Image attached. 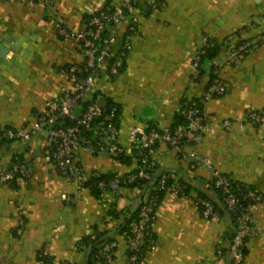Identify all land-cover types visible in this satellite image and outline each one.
<instances>
[{"label": "crops", "instance_id": "crops-1", "mask_svg": "<svg viewBox=\"0 0 264 264\" xmlns=\"http://www.w3.org/2000/svg\"><path fill=\"white\" fill-rule=\"evenodd\" d=\"M120 0H0V170L20 164L28 176L0 182V264H36L39 251L55 262L86 264L88 235L103 231L116 242L114 264H126L120 229L135 211L140 189L121 186L96 194L92 175L124 174L136 168L128 145L134 125L170 128L184 98L200 99L211 75L225 85L222 95L202 105L209 126L202 139L187 145L191 157L210 159L214 169L255 186L263 200L247 208L257 232L246 242L242 264H264V125L225 130L219 123L240 119L248 109L264 108V0H165L162 7L140 1L132 47L116 77L103 74L84 101L103 98L119 108V145L125 160L106 151L81 147L75 161L84 182L60 175L43 158L45 132L26 140H6L5 127L33 122L47 99L71 86L61 67L83 61L78 43L60 29L79 31L94 12ZM61 19V24H59ZM124 29H119L121 35ZM214 40L217 51L199 70L193 56ZM257 39L260 44L235 64L230 46ZM156 171L190 185L186 194L166 192L156 208L152 232L156 245L137 264H231L226 246L231 221L218 211L200 214L199 190L209 192L210 169L189 167L166 143L154 154ZM221 209V208H220Z\"/></svg>", "mask_w": 264, "mask_h": 264}, {"label": "built area", "instance_id": "built-area-1", "mask_svg": "<svg viewBox=\"0 0 264 264\" xmlns=\"http://www.w3.org/2000/svg\"><path fill=\"white\" fill-rule=\"evenodd\" d=\"M44 2V0H32ZM140 1L146 5L157 8L165 5V0H120L117 3L105 6L91 12L85 21V27L79 31L60 29L65 38L75 40L82 52L83 61L63 66L60 70L66 73L71 86L62 89L60 93L49 98L44 103V109L37 113L32 123L19 128L5 127L1 131L2 138L6 140H26L38 132L46 133L47 144L43 149V158L60 175L84 182L82 167L75 161V153L81 147L92 148L93 151H106L111 156L117 157L121 153L119 145L120 130L117 123V106L111 104L108 109L97 105L95 101L82 106L84 96L97 84L100 74L107 79L116 77L124 66L126 57L131 50L132 36L136 32L138 23V10ZM61 24V19H59ZM119 29H124L121 35ZM205 45L193 56L192 65L197 68L199 55L205 52V47H213L215 41L203 37ZM260 44L257 39L244 40L233 44L229 49L227 62L235 64ZM225 91L224 83L215 77L204 89L200 99L184 98L178 109L184 121L170 128L156 126L134 125L130 128L127 138L132 150V158L136 164L134 172L114 173L109 179L97 181L101 190H114L121 186L144 180L145 189L138 202L139 211L137 218L133 219L127 230L121 232L126 245L128 256L126 264H137L143 258V248L149 249L156 245L152 225L156 217V198L150 191L160 190L174 194H184L186 185L179 180L166 183V175L156 171L154 154L160 142L166 143L179 157L189 160V167L195 169L205 165L210 169V179L214 186L223 194L227 211L235 214L238 228L228 246V255L231 264H242L244 260L245 238H250L257 232L256 226L247 210L240 205V196L235 190H240L239 185H232L233 178L214 169L207 157H191L192 153L186 146L202 139L209 126L208 117L203 110V103L212 97L222 95ZM64 119L70 123L65 124ZM246 124L264 125V108L248 109L240 119L225 118L219 126L225 130H232L235 126L243 128ZM92 136L96 141H92ZM29 170L23 165L14 164L9 168L0 170V182L8 183L17 176H28ZM94 176V175H92ZM96 176V175H95ZM156 180V183H155ZM235 180V179H234ZM241 199L259 201L261 195L255 190L240 191ZM203 208L201 215L207 218L214 215L212 205L207 200L196 198ZM91 239L94 235L90 236ZM116 242L106 240L98 250L100 259L94 264H114ZM218 251L220 248L218 247ZM36 264H66L67 261L55 262L45 258L41 251Z\"/></svg>", "mask_w": 264, "mask_h": 264}, {"label": "trees", "instance_id": "trees-1", "mask_svg": "<svg viewBox=\"0 0 264 264\" xmlns=\"http://www.w3.org/2000/svg\"><path fill=\"white\" fill-rule=\"evenodd\" d=\"M108 6V5H106ZM214 41V40H213ZM216 43V42H215ZM217 48H218V45L216 43V45H214L213 47H208L206 46L205 47V52L203 54H200L199 55V61H198V66L196 69H200L202 66H205V65H208L210 64V61L211 59L214 57L216 51H217ZM210 67V65H208ZM216 77V75H211V77L209 78V81L208 83L206 84V86ZM205 86V88H206ZM204 88V89H205ZM183 100V99H182ZM181 100V102H182ZM192 100H195L192 98ZM94 101V100H93ZM93 101H90V102H93ZM90 102H85L83 101L81 103L82 106H85L86 104L90 103ZM181 102H180V105H181ZM113 104V103H110L108 102L107 104V108L108 109L110 107V105ZM180 107V106H179ZM117 114H119V108L117 106ZM184 119L183 117L179 114V112L177 113L176 115V121L174 122V124L170 127V129L172 127H174L176 124L180 123V122H183ZM64 123L65 124H69L70 123V120L69 119H64ZM92 141L95 142L96 141V138L95 136L93 137L92 136ZM119 159L121 160H125V157L122 153H120L118 156H117ZM136 169V168H135ZM132 170L131 172H134L135 171ZM129 173V172H128ZM225 174V173H224ZM114 174H100V175H94L92 176L91 179L88 180L87 184L88 186L91 188V191L94 192V194L97 195L98 192L102 191L98 185H97V181L98 180H101V179H109L110 177H112ZM166 175V183L169 185L174 179L169 176V174H164ZM144 180H140V181H136L134 183H132L131 185H129L128 187H137L140 189L141 193H140V197H139V200L142 198L143 194H142V191L143 189H145V185H144ZM182 183H184L186 185V188H185V193L186 194L190 188V185L185 182V181H181ZM155 183H156V180H155ZM232 185H239L240 187V190H235V192L237 193L238 196H240V205L244 208H248V206L250 204H253V203H256V202H259L261 200H263V195L262 193L253 185H250V184H247L245 182H242V181H238V180H234L233 179V183ZM249 189H252V190H255L257 193H259L261 195V199L259 201H250L248 199H241V194H240V191H248ZM208 190L209 192H211L212 194H214V196L218 199V202L220 203L221 207H218V205L214 202V200L209 196V193L207 191H202V190H199L198 191V196L199 198L203 199V200H207L208 202H210V204L212 205V209H213V212L214 213H217L218 214V211H222V212H225V214L228 215V217L230 218V221H231V229L229 230L228 234H227V238H228V243L227 245L224 247L222 245H219L218 247L220 248L221 251H226L228 253V246L229 244L231 243L232 241V238L236 232V229L238 228V221L236 220V216L239 214V211L235 214H232L230 212L227 211V208H226V205L224 203V199H223V194L222 192L214 186V183H213V180L209 179L208 181ZM150 193L156 198V206H155V209L157 208L159 202H160V199L161 197L166 193L165 191H160V190H155V191H150ZM139 202V201H138ZM197 203V206H198V209L200 211V214H201V211H202V208L203 206L199 203V202H196ZM221 208V209H220ZM138 211H139V206L137 205L135 211L132 213L131 215V218H129V220H127V222L124 224V226L120 229V234L122 231L124 230H127L128 229V226H129V223L137 218V215H138ZM212 215L208 216L207 218L211 217ZM91 235H94V238L91 239L90 236ZM154 236V235H153ZM88 246H89V258L86 262V264H94L96 261H99L100 259L97 257V253H98V250L99 248L101 247L102 243L105 242L106 240H110L111 238L109 236H107L105 234V232L103 231H99V230H96L94 229L92 231V233H90L88 235ZM249 238H245V241L247 242ZM149 249V246L146 245L144 246L143 248V256L145 254V252ZM244 251V256L246 255V245L243 249ZM41 254V251L38 252V255ZM128 256V252L126 251V258ZM39 257V256H37ZM45 258H48L47 256H45ZM143 259V258H142ZM140 259L138 261V263L142 260ZM100 262V261H99ZM231 263V261H230ZM66 264H71L69 262H66Z\"/></svg>", "mask_w": 264, "mask_h": 264}, {"label": "water", "instance_id": "water-1", "mask_svg": "<svg viewBox=\"0 0 264 264\" xmlns=\"http://www.w3.org/2000/svg\"><path fill=\"white\" fill-rule=\"evenodd\" d=\"M5 52H0V55H3ZM97 105L101 106V107H106L107 105V100L103 99V98H99L96 101Z\"/></svg>", "mask_w": 264, "mask_h": 264}]
</instances>
